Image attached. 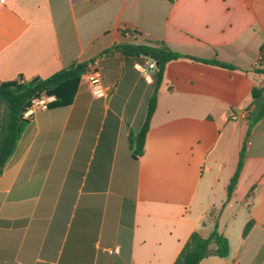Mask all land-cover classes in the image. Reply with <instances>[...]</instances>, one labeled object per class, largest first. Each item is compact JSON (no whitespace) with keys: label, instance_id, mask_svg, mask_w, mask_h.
I'll return each mask as SVG.
<instances>
[{"label":"crops","instance_id":"0c3cea01","mask_svg":"<svg viewBox=\"0 0 264 264\" xmlns=\"http://www.w3.org/2000/svg\"><path fill=\"white\" fill-rule=\"evenodd\" d=\"M146 40L235 69L170 61L135 158L150 58L100 53ZM263 47L264 0H0V82L93 58L107 90L81 76L69 104L28 119L0 172V264H172L215 222L228 254L199 264H264Z\"/></svg>","mask_w":264,"mask_h":264},{"label":"trees","instance_id":"16d2710c","mask_svg":"<svg viewBox=\"0 0 264 264\" xmlns=\"http://www.w3.org/2000/svg\"><path fill=\"white\" fill-rule=\"evenodd\" d=\"M114 51L125 56H133L141 59L147 56L155 57L154 62L156 66L152 73L153 92L148 100L145 119L140 130L130 137V146L135 158L141 156L143 153L149 121L156 106V91L162 80L164 69L170 61L187 58L192 61L214 65L220 68L235 69V66L232 64L222 62L218 59H203L184 55L171 49L160 40H146L142 43L113 44L103 50L100 55ZM94 61L95 59L92 58L88 61L73 62L44 79H37L34 83L25 79L21 74L12 80L0 82V172L12 155L16 143L28 122V119L23 118L22 114L25 107L28 106L30 99L41 93H45L55 97V100L49 103V105L69 104L74 96L78 81L84 74L86 68ZM263 92L264 86L253 87L251 96L254 101L260 102L263 98ZM259 114H261V111ZM252 126L253 122H250L248 124V131ZM244 156L245 146H242L235 172L227 186L228 197L234 190L236 180L242 168ZM251 223V221H248L245 224L242 232L243 236L247 233ZM228 249V240L218 231L217 222H215L213 229L206 236L201 235L198 231L191 232L172 264H199L202 259L210 255L225 257L228 254Z\"/></svg>","mask_w":264,"mask_h":264},{"label":"built area","instance_id":"2783aa9c","mask_svg":"<svg viewBox=\"0 0 264 264\" xmlns=\"http://www.w3.org/2000/svg\"><path fill=\"white\" fill-rule=\"evenodd\" d=\"M135 66L145 80L152 81V73L156 66L153 60H146L142 64H136ZM82 76L94 96L100 97L107 94V90L102 84L101 67L96 61L86 68ZM49 103L50 97L45 93L32 97L23 111V118L30 119L36 111L47 108Z\"/></svg>","mask_w":264,"mask_h":264},{"label":"water","instance_id":"95a60500","mask_svg":"<svg viewBox=\"0 0 264 264\" xmlns=\"http://www.w3.org/2000/svg\"><path fill=\"white\" fill-rule=\"evenodd\" d=\"M148 58H150L151 60H153V61H155V57H153V56H147ZM37 77H34V78H32L30 81L32 82V83H34L35 81H37Z\"/></svg>","mask_w":264,"mask_h":264}]
</instances>
